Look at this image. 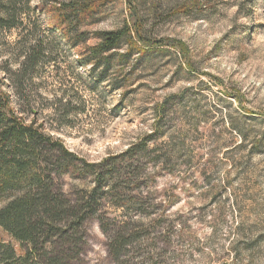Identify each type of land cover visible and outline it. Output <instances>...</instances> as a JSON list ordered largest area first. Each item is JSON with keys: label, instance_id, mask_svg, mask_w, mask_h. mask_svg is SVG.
Segmentation results:
<instances>
[{"label": "rangeland", "instance_id": "rangeland-1", "mask_svg": "<svg viewBox=\"0 0 264 264\" xmlns=\"http://www.w3.org/2000/svg\"><path fill=\"white\" fill-rule=\"evenodd\" d=\"M71 1L29 0L28 37L58 45L22 94L13 76L18 38L28 37L0 28V87L10 108L77 158L69 171L43 159L38 174L70 201L93 188V172L104 182L88 218L70 230L65 264H264V0H99L67 32L54 27L55 11ZM182 4L187 13H174ZM133 8L147 38L181 42L184 53L134 50L88 91L93 79L80 58ZM62 93L72 100L69 115L54 116ZM167 97L163 133L148 138L153 107ZM27 186L3 193L0 208ZM2 245L19 247L0 227Z\"/></svg>", "mask_w": 264, "mask_h": 264}, {"label": "trees", "instance_id": "trees-1", "mask_svg": "<svg viewBox=\"0 0 264 264\" xmlns=\"http://www.w3.org/2000/svg\"><path fill=\"white\" fill-rule=\"evenodd\" d=\"M97 1L99 0H74L60 4L55 11L54 27L68 32L72 20L76 25L81 23L104 3ZM190 1L193 5L198 3V0ZM29 3V0H0V28H16L20 35L23 34L22 39L28 37V26L31 23ZM187 11L185 4L173 10L174 13ZM97 35L98 42L86 48V54L79 62L80 66L87 68L93 79L88 91L94 90L95 84L104 81L115 66H125L134 50L140 53L167 45L184 53L181 42L169 38H147L134 8L130 10L128 20L122 27L100 31ZM18 40L22 50L13 79L16 81V92L22 94L26 81L51 61L53 48L58 44L51 37L47 39L33 34L26 41H21V37ZM119 50L123 52L119 53ZM115 56L119 57L118 61L113 60ZM182 56L185 58V54ZM186 65L191 69L187 61ZM116 87L118 86L115 85L114 88ZM78 96L82 103L79 110L84 111L87 102L85 92L79 91ZM69 98H66L65 93L55 97L52 104L54 116L69 115L68 109L72 102ZM169 99L167 97L153 107L154 122L148 138L163 133L161 123ZM9 103L8 96L3 94L0 87V198L3 193L19 187L21 183L28 186L22 192L10 196L0 208V227L19 243L17 249L2 245L6 249L0 250V264H65L70 230L81 226L88 218V211L99 199L100 194L97 195V192L105 187L104 182L100 173L93 172L95 183L90 191L75 201H70L63 195V199H58L60 196L50 188L48 174L44 178L38 174L39 164L43 159L51 162V158H54V162L69 171L76 166L77 158L64 148L59 139L54 140L50 135L39 133L33 126L34 121L26 122L23 115L10 108ZM148 138L130 145L122 154L145 145ZM43 152L47 153V157L41 158ZM111 187L110 185L109 188ZM55 236L63 242L60 244Z\"/></svg>", "mask_w": 264, "mask_h": 264}]
</instances>
